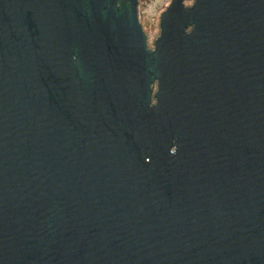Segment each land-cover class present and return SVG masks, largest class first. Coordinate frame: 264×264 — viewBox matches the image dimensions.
Segmentation results:
<instances>
[{
	"label": "water",
	"instance_id": "water-1",
	"mask_svg": "<svg viewBox=\"0 0 264 264\" xmlns=\"http://www.w3.org/2000/svg\"><path fill=\"white\" fill-rule=\"evenodd\" d=\"M0 0V264H264V0Z\"/></svg>",
	"mask_w": 264,
	"mask_h": 264
},
{
	"label": "rangeland",
	"instance_id": "rangeland-1",
	"mask_svg": "<svg viewBox=\"0 0 264 264\" xmlns=\"http://www.w3.org/2000/svg\"><path fill=\"white\" fill-rule=\"evenodd\" d=\"M169 2L170 0H139L140 21L148 35L149 45H152L158 31L159 15ZM191 2L192 0H185L186 4Z\"/></svg>",
	"mask_w": 264,
	"mask_h": 264
},
{
	"label": "bare ground",
	"instance_id": "bare-ground-1",
	"mask_svg": "<svg viewBox=\"0 0 264 264\" xmlns=\"http://www.w3.org/2000/svg\"><path fill=\"white\" fill-rule=\"evenodd\" d=\"M146 33V32H145ZM147 34V33H146ZM147 38H148V35H147ZM148 44H149V38H148Z\"/></svg>",
	"mask_w": 264,
	"mask_h": 264
}]
</instances>
